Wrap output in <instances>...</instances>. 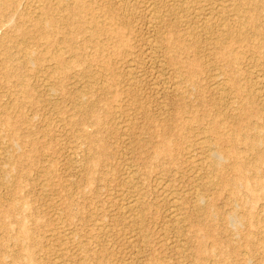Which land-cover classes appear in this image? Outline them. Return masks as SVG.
<instances>
[{"label": "rangeland", "instance_id": "1", "mask_svg": "<svg viewBox=\"0 0 264 264\" xmlns=\"http://www.w3.org/2000/svg\"><path fill=\"white\" fill-rule=\"evenodd\" d=\"M7 1L0 264H264V0H82L63 13L54 0ZM117 7L128 13L114 25L103 9ZM43 11L53 21L38 27ZM239 15L263 34L251 26L232 42L220 36L224 25L238 29ZM23 51L33 59L26 67ZM209 150L220 157L217 171ZM135 197L138 228L121 215Z\"/></svg>", "mask_w": 264, "mask_h": 264}, {"label": "bare ground", "instance_id": "2", "mask_svg": "<svg viewBox=\"0 0 264 264\" xmlns=\"http://www.w3.org/2000/svg\"><path fill=\"white\" fill-rule=\"evenodd\" d=\"M108 1V0H107ZM116 1V0H115ZM125 1V0H124ZM187 1V0H186ZM214 1L215 0H213V3H214ZM216 1H218V0H216ZM233 1V0H232ZM231 0H230V3L232 2ZM245 1H248V0H244L243 2L244 3H246ZM251 1V0H250ZM253 1V0H252ZM258 1V0H257ZM256 1V2H257ZM127 2H129V0L127 1ZM126 2V3H127ZM131 2V1H130ZM171 2H172V4L173 5H175V6H177V5H179V6H181L182 4H184L185 3V0H171ZM210 2H212L211 0H210ZM219 2H220V0H219ZM227 2H229V1H227ZM227 2H226V4H227ZM260 2V1H259ZM86 3V2H85ZM115 3V2H114ZM117 4L116 5H118V2H116ZM122 3H124L123 2V0H122ZM144 3H146V2H144ZM149 3H150V1H149ZM164 3H165V1H164ZM166 3L168 4V3H170L169 1L167 2V0H166ZM216 3V2H215ZM235 3V2H234ZM242 3V2H241ZM252 3V2H251ZM261 3V2H260ZM0 4H1V7H9V8H12L13 7V3L12 2H9V1H7V0H0ZM52 4H53V6H54V9H55V11L57 12V13H63L64 11H67V10H69L70 9V7H71V5H75V7L77 6V7H80L81 6V4H82V0H54V3L52 2ZM189 4H191V3H189ZM225 4V3H224ZM229 4V3H228ZM258 3H256V5H257ZM263 4V3H262ZM261 4V5H262ZM29 5V4H28ZM28 5H26V6H28ZM108 5V4H107ZM128 5V4H127ZM130 5V4H129ZM129 5H128V7L127 8H129ZM147 5H149L148 4V1H147ZM153 5V4H152ZM164 5V4H163ZM198 5H200V4H198ZM214 5V4H213ZM220 5H222V4H220ZM244 5V4H243ZM246 5V4H245ZM247 5H248V3H247ZM252 5V4H251ZM255 5V6H256ZM261 5H257V6H261ZM264 5V4H263ZM118 6H120V5H118ZM122 6H123V4H122ZM125 7H126V5H124ZM146 6V5H145ZM161 6H162V4H161ZM212 6V5H211ZM228 6V5H227ZM235 6H236V4H235ZM111 7V6H110ZM109 7V8H110ZM153 6H151V5H149V6H147L146 8L148 9V11H150L151 10V8H152ZM186 7V6H185ZM217 7V6H216ZM231 7H233V6H231ZM230 7V8H231ZM238 7V6H237ZM109 8H105V9H103V12H104V15H105V17L108 19V21H110L112 24H114V25H116V21L119 19V18H122V15H124V17H125V15H126V13H128V12H126V13H124L125 12V8L124 7H122V9L121 8H119V7H117V12L118 13H116V10H115V12H114V10L112 9H109ZM115 8V7H114ZM145 8V9H146ZM156 8V7H155ZM155 8H152V9H155ZM174 8H176V7H174ZM173 8V10L174 11H176V9H174ZM179 8V7H178ZM218 8V7H217ZM220 8V7H219ZM247 8V7H246ZM250 8V7H249ZM252 8V7H251ZM256 8V7H255ZM254 7H253V9H252V11L255 9ZM260 8H262V6L260 7ZM144 9V10H145ZM157 9V8H156ZM165 9V8H164ZM166 9H168V7L166 8ZM171 9H172V7H171ZM183 9V8H182ZM212 9V8H211ZM222 9V8H221ZM224 9V8H223ZM222 9V10H223ZM234 9V8H233ZM257 9V8H256ZM263 9H264V7H263ZM88 10V9H87ZM127 11H128V9H126ZM130 10H133V8L132 9H129V11ZM203 10V9H202ZM219 10V9H218ZM230 10H232V9H230ZM229 10V11H230ZM235 10V9H234ZM122 11H124V12H122ZM146 11V10H145ZM155 11V10H154ZM154 11H152V12H154ZM170 11V10H169ZM168 11V12H169ZM177 11H179V10H177ZM187 11V10H186ZM185 11V12H186ZM194 11V10H193ZM212 11V10H211ZM225 11H226V9H225ZM243 11V10H242ZM242 11H240V12H242ZM250 11V10H249ZM248 11V12H249ZM260 10H258V12H259ZM261 11H264V10H261ZM0 12H1V10H0ZM144 12V11H143ZM151 11H150V15H149V13H148V15L149 16H153V13H152ZM171 12V11H170ZM169 12V13H170ZM188 12V11H187ZM208 12H210L209 10H208ZM215 12V11H214ZM213 12V13H214ZM243 12H245V11H243ZM69 13V12H68ZM147 13V12H146ZM152 13V14H151ZM167 13V12H166ZM181 12H179V14H180ZM189 13V12H188ZM205 12H203V14H204ZM212 12H211V14H213ZM246 13V12H245ZM252 13V12H251ZM254 13V12H253ZM252 13V14H253ZM261 13V12H260ZM3 14V13H2ZM155 14H156V12H155ZM158 14V13H157ZM156 14V15H157ZM163 14V13H162ZM172 14H173V11H172ZM175 14V13H174ZM182 14V13H181ZM192 14V13H191ZM211 14L209 15V16H211ZM221 14H223V13H221ZM233 14V13H232ZM250 14V13H249ZM255 15H256V12L254 13ZM263 15H264V13H262ZM6 15V14H5ZM129 15V14H128ZM145 15V14H144ZM183 15V14H182ZM205 15V14H204ZM214 15H217L216 13L214 14ZM213 15V16H214ZM224 15V14H223ZM231 15V14H230ZM234 15H235V12H234ZM236 15H237V13H236ZM50 16V14H49V12L48 11H43V13H42V15L40 16H36L37 17V25L36 26H38V27H43L44 25H46L47 23H49V21L52 19V18H50L49 17ZM55 16H57V14L55 15ZM127 16V15H126ZM133 16V15H132ZM175 16V15H174ZM178 16H181V15H178ZM185 16V15H184ZM192 16V15H191ZM208 16V14L206 15V17ZM213 16H212V18H213ZM218 16V15H217ZM241 16H243V15H241ZM257 16V15H256ZM39 17H41L39 20H38V18ZM155 17V16H154ZM153 17V18H154ZM157 17V16H156ZM161 17H162V15H161ZM188 17V16H187ZM220 17V19L221 18H223V17H221V15L219 16ZM261 17V16H260ZM263 17V19H264V16H262ZM126 18V17H125ZM173 18V17H172ZM185 18V17H184ZM230 18H234L233 16L232 17H230ZM237 18V17H236ZM240 18V15L238 16V19ZM67 19V18H66ZM94 19H95V17H94ZM98 19V18H97ZM124 19V18H123ZM130 19V18H129ZM131 19H132V17H131ZM160 19V18H159ZM162 19V18H161ZM183 19V18H182ZM208 19V18H207ZM217 19H218V17H217ZM216 19V20H217ZM224 19V18H223ZM227 19H229V18H227ZM243 19V18H242ZM257 19V18H256ZM68 20V19H67ZM72 20H74V19H72ZM149 20V19H148ZM151 20V19H150ZM158 20V19H157ZM156 20V21H157ZM175 20V19H174ZM177 20V19H176ZM179 20V19H178ZM177 20V21H178ZM186 20V19H185ZM209 20V19H208ZM207 20V21H208ZM212 20V19H211ZM215 20V19H214ZM215 20V21H216ZM245 20V19H244ZM253 20V19H252ZM260 20V19H259ZM51 21H53V20H51ZM59 21V20H58ZM75 21H76V19H75ZM123 21V20H122ZM126 21V20H125ZM124 21V22H125ZM152 21V20H151ZM180 21H182L181 19H180ZM221 21V20H220ZM227 22H228V20H226ZM232 21V20H231ZM251 21V20H250ZM257 21V20H256ZM261 21V20H260ZM263 21V20H262ZM57 22V21H56ZM62 22V21H61ZM154 22H155V20H154ZM238 22V21H237ZM146 23V22H145ZM185 23V22H184ZM189 24V22H187L186 21V24ZM203 23V22H202ZM206 23V22H205ZM220 23V22H219ZM221 23H222V21H221ZM220 23V24H221ZM228 23H230V22H228ZM233 23H235V21L233 22ZM260 23V22H259ZM97 24H99V23H97ZM126 24V23H125ZM157 24H158V22H157ZM177 24V23H176ZM185 24V25H186ZM238 24H239V27H238V29H236V30H232L231 28H233V27H229L228 25H224L221 29H220V32L219 33H221L222 35H220V36H223L224 35V39L226 38L227 40H230L231 42L233 41V39H234V36H235V33L238 31V32H240V33H244V31H246V30H249L250 29V27L252 26H255V28H257V30H255V32L257 33V34H259V33H261L260 35H262L263 33H262V31H261V29H260V26H258V25H256V24H254V22L252 23V25L250 26V24L251 23H249V26H247V24H246V22H244V21H242V20H240L239 19V22H238ZM246 24V25H245ZM262 24V23H261ZM59 25V24H58ZM128 25V24H127ZM162 25V24H161ZM185 25L183 26V27H185ZM204 24H202V26H203ZM219 25V24H218ZM231 25H232V23H231ZM262 25H264V22H263V24ZM145 26H147V25H145ZM151 26H152V24H151ZM150 26V27H151ZM155 26H157V25H155ZM154 25H153V27H155ZM187 26V25H186ZM189 26V25H188ZM187 26V27H188ZM192 26V25H191ZM210 26V25H209ZM221 26V25H220ZM63 27V26H62ZM96 26L95 25H93L92 27H91V33H92V35L93 36H95V35H99L100 34V32L98 31V29H96L95 28ZM174 27V26H173ZM186 27V28H187ZM196 27V26H195ZM235 27V26H234ZM249 27V28H248ZM201 28V27H200ZM213 28V27H212ZM216 28V27H215ZM215 28H214V30H215ZM217 28H219V27H217ZM86 29V28H85ZM189 29H190V27H189ZM194 29V28H193ZM196 29V28H195ZM198 29V32H199V28H197ZM204 29V28H203ZM203 29H202V31H203ZM205 29H208V28H205ZM235 29V28H234ZM253 28H251L250 30L251 31H254V30H252ZM154 30V29H153ZM185 30V29H184ZM209 30H210V28H209ZM218 30V29H217ZM216 30V32H218ZM263 30V29H262ZM89 31V30H88ZM195 31V30H194ZM193 32V31H192ZM197 32V31H196ZM203 32H206L205 30L203 31ZM150 33V32H149ZM211 34H212V32H210ZM215 32H213V34H214ZM175 34V33H174ZM198 34V33H197ZM256 34V35H257ZM189 35H191L190 33H189ZM204 35V34H203ZM203 35H201V37H203ZM206 35V34H205ZM204 35V36H205ZM210 35V34H209ZM159 36V35H158ZM194 36V38H196V36L195 35H193ZM211 36V35H210ZM236 36H238V34L236 33ZM251 36V35H250ZM74 37V36H73ZM188 37V36H187ZM240 37V36H239ZM238 37V38H239ZM242 38H243V35L241 36ZM260 38H261V36H259ZM264 37V35L262 36V38ZM210 38V37H209ZM208 38V39H209ZM219 38H221V37H219ZM252 38V37H251ZM255 38V37H254ZM81 39V38H80ZM193 39V38H192ZM197 39V38H196ZM235 39H237V37L235 38ZM234 39V40H235ZM84 40H85V38H84ZM167 40H169V38H167ZM222 40V39H221ZM242 41H243V39H241ZM263 40V39H262ZM59 41H60V39H59ZM149 41H150V39H149ZM171 41V40H170ZM169 41V42H170ZM181 41V40H180ZM213 41V40H212ZM217 41V40H216ZM223 41V40H222ZM229 41V42H230ZM79 42V41H78ZM148 42V41H147ZM146 42V43H147ZM188 42V41H187ZM230 42V43H231ZM238 42V41H237ZM236 42V43H237ZM241 42V41H240ZM245 42V41H244ZM197 43V42H196ZM224 43V42H223ZM236 43H234V44H236ZM249 43V45H250V42H248ZM259 43H260V41H259ZM75 44V43H74ZM150 45L152 44V46H153V43H149ZM168 44V43H167ZM193 44V43H192ZM225 44V43H224ZM233 44V43H232ZM246 44V43H245ZM244 44V45H245ZM84 45V44H83ZM86 45V44H85ZM147 45V44H146ZM150 45H149V47H150ZM158 45H160V44H158ZM158 45H157V47H158ZM169 45V44H168ZM194 45H195V43H194ZM217 45V44H216ZM227 45V44H226ZM231 45V44H230ZM254 45V44H253ZM24 46V45H23ZM167 46V45H166ZM232 47H233V45H231ZM258 46H260V45H256V48L258 47ZM262 46V45H261ZM67 47V46H66ZM86 47V46H85ZM148 47V48H149ZM169 47V46H168ZM177 47V46H176ZM182 47H183V45H182ZM230 47V46H229ZM231 47V48H232ZM242 47H244V46H242ZM250 47V46H249ZM24 48V47H23ZM145 48V47H144ZM154 48H156V47H154ZM237 48V47H236ZM240 48V47H239ZM255 48V47H254ZM262 48V47H261ZM147 49V48H146ZM150 49H152L151 47H150ZM198 49V48H197ZM199 49H201V48H199ZM233 49V48H232ZM250 49V48H249ZM23 50H25V49H23ZM61 50V49H60ZM157 49H155L154 51L155 52H157L156 51ZM169 50V49H168ZM178 50V49H177ZM217 50H219V49H217ZM229 50H230V48H229ZM241 50H243V49H241ZM246 50V49H245ZM247 50H248V48H247ZM5 51V53H4V60H3V65H6V64H8V63H10L11 62V54L9 53V52H7L6 50H4ZM153 51V50H152ZM152 51H148V53H150V52H152ZM165 51V50H164ZM239 51V50H238ZM251 51V50H250ZM253 51V50H252ZM258 51V50H257ZM65 52H67V51H65ZM125 52V51H124ZM155 52H153V53H155ZM169 52H170V50H169ZM171 52H172V50H171ZM185 52H186V50H185ZM226 52H227V49H226ZM231 52V51H230ZM245 52V51H244ZM261 52H264L263 50L261 51ZM146 53V52H145ZM147 53V54H148ZM187 53V52H186ZM193 53V52H192ZM221 53V52H220ZM232 53H233V51H232ZM241 53V52H240ZM257 53V55H258V53L259 52H256ZM125 54V53H124ZM172 54H173V56H174V53L172 52ZM172 54H171V56H172ZM180 54V53H179ZM190 54V53H189ZM199 54V53H198ZM218 54V53H217ZM188 55V54H187ZM192 55V54H191ZM200 55V54H199ZM223 55H224V53H223ZM260 55H263V53H260ZM2 56V55H1ZM157 56V55H156ZM196 56H198V55H196ZM124 57V56H123ZM148 57L150 58L151 56H149L148 55ZM175 57H176V55H175ZM174 57V58H175ZM186 57V56H185ZM192 57V56H191ZM218 57V56H217ZM220 57H222V55L220 56ZM220 57H218L219 59H220ZM263 57V56H262ZM262 57L260 56L259 58H261L262 59ZM146 58V57H145ZM156 58V57H155ZM171 58V57H170ZM181 58V57H180ZM180 58H178V59H180ZM187 58V57H186ZM224 58V57H223ZM231 58H234V57H231ZM248 58V57H247ZM64 59V58H63ZM152 59H153V57H152ZM159 59V58H158ZM182 59H183V57H182ZM237 59H238V57H237ZM264 59V58H263ZM62 60V59H61ZM148 60H150V59H148ZM162 60V59H161ZM196 60V59H195ZM195 60H192V61H195ZM215 60V59H214ZM226 60V57H225V59L222 61V59H220V62L222 61V63L224 62ZM235 60H236V58H235ZM246 60H248V62H249V58L248 59H246ZM33 61V59H32V56H31V53L30 52H28V51H23V57H22V61H21V64H22V66H24V67H26L27 65H29L31 62ZM152 61H154V60H152ZM172 61V60H171ZM216 61H217V59H216ZM227 61V60H226ZM230 61H232V60H230ZM251 61V60H250ZM55 62H56V64H55V66H56V69H57V71L58 72H63L64 71V69L66 68V64H65V62L63 61H60L59 59H58V57H55ZM129 62H131V61H129ZM128 62V63H129ZM133 62V61H132ZM176 62H177V58H176ZM185 62V61H184ZM191 62V61H190ZM234 62V61H233ZM236 62H237V60H236ZM127 63V64H128ZM148 63V62H147ZM173 63V62H172ZM175 63V62H174ZM178 63H179V61H178ZM181 63V62H180ZM194 63V62H193ZM229 63H231V62H229ZM241 63V62H240ZM239 63V64H240ZM243 63V62H242ZM130 64H132V63H130ZM129 64V65H130ZM164 64V63H163ZM185 64H187V63H185ZM185 64H183V65H185ZM216 64H217V62H216ZM225 64V63H224ZM233 64V63H232ZM236 64V63H235ZM238 64V65H239ZM245 64V63H244ZM148 65V64H147ZM189 65V64H188ZM219 65V64H218ZM222 65V64H221ZM237 64H236V66H238ZM128 66V65H127ZM151 66V65H150ZM191 67H192V65H190ZM194 66V65H193ZM4 67V66H3ZM129 67V66H128ZM128 67H126V68H128ZM154 67V66H153ZM178 67V66H177ZM195 67V66H194ZM250 67V66H249ZM219 68V67H218ZM224 68H226V67H224ZM223 68V69H224ZM239 68V67H238ZM238 68H236V69H238ZM253 68V67H252ZM251 68V69H252ZM185 69V68H184ZM230 69V68H229ZM232 69V68H231ZM236 69H235V72H236ZM11 70V69H10ZM10 70L8 71L7 70V72L5 73V76H10ZM189 70V69H188ZM192 70V69H191ZM190 70V71H191ZM194 70V69H193ZM239 70V69H238ZM247 70V69H246ZM129 71H130V69H129ZM181 71V70H180ZM199 71V70H198ZM223 71V70H222ZM250 71H252V70H250ZM95 72V71H94ZM193 72V71H192ZM191 72V73H192ZM233 72V71H232ZM240 72V71H239ZM177 73V72H176ZM188 73V72H187ZM237 73V72H236ZM247 73H249L248 71H247ZM195 74V73H194ZM246 74V73H245ZM248 75V74H247ZM223 76V75H222ZM239 76V75H238ZM30 77V76H29ZM155 77H156V75H155ZM181 77V76H180ZM179 77V78H180ZM196 77V76H195ZM14 78V77H13ZM148 78V77H147ZM194 78V77H193ZM211 78V77H210ZM131 79V78H130ZM237 79V78H236ZM261 79V78H260ZM243 80V79H242ZM257 80V79H256ZM256 80H254V81H256ZM192 82V81H191ZM196 82H198V80L196 81ZM196 82H195V84H196ZM246 82H247V80H246ZM257 82V81H256ZM161 83V82H160ZM188 83V82H187ZM193 83V82H192ZM238 83V82H237ZM236 83V84H237ZM241 83V82H240ZM253 83V82H252ZM251 83V84H252ZM255 83V82H254ZM21 85H23L24 83H23V81H21V83H20ZM43 84V83H42ZM198 84V83H197ZM196 84V85H197ZM246 84V83H245ZM46 85V84H45ZM44 85V86H45ZM193 85H194V83H193ZM214 85V84H213ZM232 85V84H231ZM255 85H256V83H255ZM254 85V86H255ZM163 86V85H162ZM167 86V85H166ZM242 86V85H241ZM250 86V85H249ZM253 86V85H252ZM253 86V87H254ZM49 87H51V86H49ZM48 87V88H49ZM213 87V86H212ZM212 87H211V89H212ZM45 88V87H44ZM47 88V87H46ZM217 88V87H216ZM249 88V87H248ZM104 89V88H103ZM251 89V88H250ZM45 90V89H44ZM49 90V89H48ZM253 90V89H252ZM255 90V89H254ZM51 91V90H50ZM53 92V91H52ZM247 92V91H246ZM255 93V95L257 96V94H256V91H254ZM258 92V91H257ZM47 92L45 91V94H46ZM259 93V92H258ZM48 95V94H47ZM50 95V94H49ZM53 95V94H52ZM79 95H81V94H79ZM83 95H81V97H82ZM254 96V95H253ZM79 97V96H78ZM77 97V98H78ZM219 97V96H218ZM80 98V97H79ZM222 98V97H221ZM249 98H251V97H249ZM77 100V99H76ZM78 102H79V104H77V106H78V108L79 109H81V110H86V111H88L89 109H90V104H88V103H86L84 100H83V98H81V99H79L78 100ZM92 104V103H91ZM49 110V109H48ZM247 118V117H246ZM255 132V131H254ZM253 134V133H252ZM264 135V134H263ZM245 138V137H244ZM261 139V138H260ZM256 141V140H255ZM236 142V141H235ZM255 150V149H254ZM2 152H4L3 150H2ZM5 153V152H4ZM3 154V153H2ZM1 154V155H2ZM71 154V153H70ZM69 154V155H70ZM205 154V153H204ZM206 159V162H207V165H208V167H209V169L211 170V171H217L219 168H220V162H219V159H220V157H219V155H218V153L216 152V151H213V150H209L208 151V153H207V157L205 158ZM8 159L6 158V160L4 161V162H6ZM1 163V162H0ZM13 164L11 163V162H9V161H7V167L9 166H12ZM5 168V167H4ZM226 168V167H225ZM6 169V168H5ZM239 170V169H238ZM4 171V170H3ZM127 171V170H126ZM4 175V174H3ZM2 175V176H3ZM194 175V174H193ZM2 178V177H1ZM3 179H5V178H3ZM5 181V180H4ZM1 182H3V181H1ZM6 182V184H7V186L9 187V188H11L12 187V182L11 181H5ZM211 182V181H210ZM210 182H205V186H208V185H210ZM4 183V182H3ZM41 185V184H40ZM125 185V184H124ZM130 185V184H129ZM212 185V184H211ZM6 186V187H7ZM197 186V185H196ZM128 191V190H127ZM168 197V196H167ZM197 197V196H196ZM198 199V198H197ZM198 200H200V199H198ZM121 201V200H120ZM174 201V200H173ZM177 202V201H176ZM173 204V203H172ZM13 207L15 208V207H17V205H13ZM121 208V207H120ZM119 208V209H120ZM137 208H139V206H138V200L136 199V197L135 198H133V200H131V198H130V200L127 202V205H126V207L124 206L123 207V209H124V211L121 213V215L124 217V219H127V221L129 222V223H131V225H133L134 227H137L138 228V220H140V219H138L137 218V215H136V213H137ZM122 211V210H121ZM193 212V211H192ZM139 214V213H138ZM169 217V216H168ZM141 218V217H140ZM232 220L233 221V217H232V215H230V217H229V220ZM61 220V219H60ZM124 221V220H123ZM95 222V221H94ZM142 224V223H141ZM178 225V224H177ZM176 225V226H177ZM60 226V225H59ZM96 227V226H95ZM98 227L99 226H97V229H98ZM100 229V228H99ZM181 229V228H180ZM136 230V229H135ZM133 234V233H132ZM176 234V233H175ZM127 241V240H126ZM172 244V243H171ZM178 244V243H177ZM181 248V247H180ZM174 249H175V247H174ZM177 260V259H176ZM55 261H57V260H55ZM62 262V261H61ZM62 263H64V262H62ZM58 264H60V263H58Z\"/></svg>", "mask_w": 264, "mask_h": 264}]
</instances>
